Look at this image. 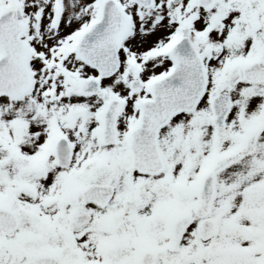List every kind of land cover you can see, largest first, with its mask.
Instances as JSON below:
<instances>
[{"label":"snow or ice","instance_id":"snow-or-ice-1","mask_svg":"<svg viewBox=\"0 0 264 264\" xmlns=\"http://www.w3.org/2000/svg\"><path fill=\"white\" fill-rule=\"evenodd\" d=\"M0 264H264V0H0Z\"/></svg>","mask_w":264,"mask_h":264}]
</instances>
